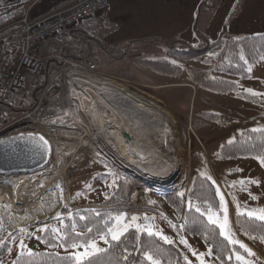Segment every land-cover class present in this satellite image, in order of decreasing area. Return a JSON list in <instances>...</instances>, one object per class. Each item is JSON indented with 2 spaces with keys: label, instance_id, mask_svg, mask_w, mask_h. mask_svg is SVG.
<instances>
[{
  "label": "rangeland",
  "instance_id": "rangeland-1",
  "mask_svg": "<svg viewBox=\"0 0 264 264\" xmlns=\"http://www.w3.org/2000/svg\"><path fill=\"white\" fill-rule=\"evenodd\" d=\"M10 2L17 1L3 0L0 6L4 7ZM21 2L26 5V9L23 11L24 13L30 10L28 9L30 3H34L33 0L31 2L29 0H21ZM22 17H20V19ZM17 21L11 22V24L15 26L14 28H17ZM4 23L7 22H1L0 20V25ZM102 26L95 29L97 35V29H100ZM208 40L213 41V39ZM141 44L136 43L137 46H134L136 49L134 51L131 50V55L122 60L112 61L105 53L96 51L95 59L93 57L91 60L101 63L106 62L105 68L98 67V71L102 73V75L87 77V79L82 80L84 81L82 85L85 86V84L88 83V88L95 90H98L97 84L100 83L121 87L127 93L143 97L154 103L157 107L165 110L173 122L174 133L177 139V151H175V154H170V152H168V154L172 156L173 162H175L176 159L180 160L181 170L171 178L172 181L165 185L166 188H162L156 183L153 185V182L144 179L142 175L137 177L135 174L127 171L125 167H121L114 160L93 153L89 148L93 139L86 136L84 137V141H81L79 140V137H81L80 132H77L79 134L77 139L72 136L74 139L66 140L68 144H72L68 151L69 153L67 152V154L63 156L64 158L62 157L60 159L52 157L49 162L51 163V168L55 166L57 173L60 174V170L65 165L66 156L75 151L74 155L76 154L77 157L80 158V164L70 175L68 181L64 183L65 179H63L64 177L61 175L59 177L62 179L61 186L55 181L48 190L43 187V183H40L36 194H33V189H30L29 194H33L32 198L34 201L36 200L43 205L44 218L40 217L34 219L33 215L26 216L27 211L15 212L7 205L5 199H1L0 197V241L2 239L9 241L8 248L10 249L7 256L1 259L3 264L8 263L21 251H29L34 247L41 246L42 242L40 241L41 239L39 240L38 236L43 227L51 226L53 228V235H55L61 226V208L66 207L68 210H71L78 206H111L103 205V203L107 201L110 194L116 188L114 178L122 180L129 179L128 181H133L135 184L141 185L144 195H142V199H140L139 191L133 189L129 195V204L138 207L135 208L136 210L134 213L127 214V219H124V213L118 216L121 219L117 221L116 218L111 228H119L124 225H127L129 228L137 225L138 217L144 211L153 213L157 215V217H166L175 224V221L179 220H174V216L171 215L172 210L166 204L163 196L174 190H177L178 194L185 196L191 178L195 174H199L205 178L211 177V179H207L215 190V196H217L218 202V209H211V211L215 213L214 218L220 221L223 220L224 211L221 207L220 199L221 196H223L224 205L227 207L231 233L235 234L246 247H248L247 243L256 244L257 248L263 250L264 253V246L262 243L256 239L243 240L237 234L233 226L234 216L238 214L247 215L248 212H254L256 215L251 217L259 218L261 214L260 210L264 209V167L253 158L225 160L219 156L221 144L230 142L234 139L235 135L242 130L246 128L264 129V113L253 111L252 109H258L257 106L243 99H239L233 93L220 94L208 91L185 79L187 76L190 78L191 75L186 76V74H190L191 69L205 70L206 74L211 76H225L216 69L214 70V67H217L219 63L205 65L197 61H186L184 64V61L168 54L167 56H169L170 59L181 64L184 73H182L180 77L161 75L151 71L137 61L139 59H154L155 57L166 55L165 49L160 46L145 45V42ZM215 50L210 51L207 56L215 55L217 51ZM9 53H12L11 55L13 57L21 53V35L13 37L12 43L9 45ZM143 54L144 56H142ZM9 61L10 59L6 58L5 64L9 63ZM66 69L69 75H75V69L71 67ZM249 69H251L249 79L242 80L237 77L233 79L236 81L241 91L249 94L255 93L253 95L264 98V58H260L258 63L251 65ZM107 88L109 89L110 87L108 86ZM249 89L251 92L248 91ZM91 94L92 92L90 93V99L92 97ZM20 101L23 102V99ZM124 106L127 107L126 104H124ZM259 108L264 109L262 107ZM204 112L217 113L220 117L226 118L228 123L221 124L215 121H209L203 124L205 123L203 117L205 115ZM142 123L146 124L145 121H142ZM118 128L119 131L123 130L121 126H118ZM80 130L82 131V129ZM72 134L74 135V133ZM131 136L132 135H130L126 141L127 145L129 146V141L132 140L136 148H143V144L140 143L137 138ZM147 137L150 138V141H153L152 137ZM27 174L29 173L0 175V180ZM37 181H40V178H37ZM241 181H243V183H241ZM251 181H256L257 183H251ZM58 188L62 191V200L60 202L57 200L59 195ZM253 197H255V199H253ZM145 199L149 201H145ZM13 202L18 203L19 201L13 199ZM207 211L203 212L207 213ZM166 215H169V217L173 219H170ZM205 216L207 217V214H205ZM132 217H136L137 219L133 221ZM30 227H32L31 235L27 234ZM14 231L20 234L15 241L9 236L10 233ZM177 235H179L180 241L181 239L187 241V245L178 242L182 248L185 247L184 250L187 249L185 253L191 252L196 255L193 263L191 256L186 254L185 256L188 259H186L188 263L201 264V260H203L204 264H220L211 256L201 240L195 237H189L184 233H178ZM103 237H105V239L107 237L112 238L108 231ZM174 237L176 239V236ZM21 242H23L24 247H21ZM91 242H95L100 249L104 248L107 244L101 237ZM69 250H71L76 257L78 254L84 252L85 249L83 247H70ZM256 257L250 255L247 260L244 258L242 264H245V261H247V264H264L261 260H256L252 263V260Z\"/></svg>",
  "mask_w": 264,
  "mask_h": 264
},
{
  "label": "trees",
  "instance_id": "trees-1",
  "mask_svg": "<svg viewBox=\"0 0 264 264\" xmlns=\"http://www.w3.org/2000/svg\"><path fill=\"white\" fill-rule=\"evenodd\" d=\"M217 3L218 0H201L196 16L207 9L214 8ZM196 16L193 22V31L197 41L194 44L179 38L151 37L111 45L96 34L92 20H82L70 30L68 43L46 41L40 46L39 56L45 59L42 79L37 84L28 79L26 89L16 104L0 103V126L3 125L8 115H19L35 105L44 87L49 83V78L62 68V62L55 59L54 56L78 62L93 57L95 59V52L100 51L112 61L122 60L131 55V50L136 49L134 48L137 46L136 43L143 42L146 43L145 45L163 47L166 51V55L137 61L151 71L161 75L180 77L184 73L183 67L180 63L170 59L168 54L184 61V64L186 61H197L205 65L219 63L217 67H214V70L216 69L225 76H211L207 75L205 70L191 69L190 74H186V76L191 75L190 78L187 76L185 79L202 89L220 94L233 93L239 99L264 108L263 97L241 91L233 79L236 77L242 80L248 79L251 73L249 67L258 63L260 58H264V32L234 37L228 35L223 29L222 35L220 34L216 40L210 41L200 30ZM3 25H7V23L0 27ZM212 50L216 51L215 55L207 56ZM95 62L99 68H105L106 62ZM21 99L23 102L20 101ZM204 114L205 123L203 124L209 121L228 123L226 118L220 117L217 113L204 112ZM219 156L225 160L253 158L264 167V164L261 163V159H264V129L246 128L242 130L235 135L233 140L221 144ZM50 167L51 163L45 168ZM128 180L114 178L116 188L103 203V205L111 206H78L71 210L66 207L61 208V226L56 234L53 235L51 226L43 227L38 236L42 245L29 251H21L6 264H77L75 255L69 250L73 244H87L98 237L105 236L118 216L124 213V219H127V214L134 213L135 208L138 207L129 204V195L133 189H137L140 199H142V195H144L142 186ZM163 199L171 208L174 220H180L179 223L174 224L166 217L155 215L156 232L159 235H149L139 230L137 225L129 227L119 240L107 237L108 242L100 252L85 258L79 264H152L146 259V254L159 261V264H189L185 256L187 249L184 250L185 247L182 248L178 243L180 242L178 233H184L189 237L201 240L211 256L220 264H242V261L236 259V255L244 256L247 252L240 247V244H231L223 236H220L219 227L210 223L205 215H201L208 208L218 209L215 190L207 178L195 174L191 178L185 196L174 190L166 193ZM145 201L149 200L145 199ZM197 207L200 208V212L196 211ZM233 226L243 240L256 239L264 246V220L238 214L233 217ZM31 229L32 227L28 229L27 234L31 235ZM9 236L15 241L20 234L14 231ZM162 236H167L172 243L166 242ZM233 238L240 241L235 234H233ZM8 244L9 241L6 239L0 241V264H3L1 259L5 258L10 250Z\"/></svg>",
  "mask_w": 264,
  "mask_h": 264
},
{
  "label": "bare ground",
  "instance_id": "bare-ground-1",
  "mask_svg": "<svg viewBox=\"0 0 264 264\" xmlns=\"http://www.w3.org/2000/svg\"><path fill=\"white\" fill-rule=\"evenodd\" d=\"M97 86L98 90L90 89L88 88L89 84L86 83V93L75 89L77 98H81L83 95V99H80V108L85 112L89 121L83 120L79 115H72L70 126L74 130L72 131L73 137L78 138L77 131L80 130L82 124L87 122L89 137L93 139L91 144L88 143L93 153L114 160L137 177L142 175L144 179L153 182V185L156 183L160 187L166 188L165 185L172 181L171 178L181 170L180 160L176 159L173 162L170 155L177 151V139L169 114L151 101L127 93L121 87L106 83H100ZM76 105L79 106V103L77 102ZM142 121H145L146 124H143ZM118 126H121L123 130L119 131ZM130 135L137 138L143 144V148H136L132 140L129 141V147L126 141ZM147 136L152 137L153 141H150ZM71 146L70 143L67 145L60 142L55 143L54 157L62 158ZM74 153L66 156L65 165L60 170L63 179H65L64 183L68 181L70 175L80 164V158ZM42 170L0 180L1 199L4 198L7 205L15 212L27 211L26 216L33 215L34 219L44 218L43 205L34 201L32 195L37 193L40 183H43L46 190L51 188L55 183V177L58 176L48 168ZM37 178H40V181H37ZM30 189H33V194H29ZM13 199L19 202L14 203ZM57 200L59 202L62 200L60 189Z\"/></svg>",
  "mask_w": 264,
  "mask_h": 264
},
{
  "label": "built area",
  "instance_id": "built-area-1",
  "mask_svg": "<svg viewBox=\"0 0 264 264\" xmlns=\"http://www.w3.org/2000/svg\"><path fill=\"white\" fill-rule=\"evenodd\" d=\"M16 1L21 2V0ZM39 1L33 0L34 3H30L28 9ZM107 8L108 0H74L35 20H30L28 12H25L24 16L17 21V28H14L15 26L11 23L0 27V103L16 104L26 89L28 79L35 84L41 81L45 59L39 56L38 52L44 42L68 43L70 30L84 19L92 20L93 29L104 25ZM16 35H21V53L13 59V62L5 64L9 42ZM54 58L62 62V68L49 78V83L44 87L35 105L19 115H8L3 125L0 126V138L19 132L43 134L51 143L53 158H55V143L60 142L67 145L66 140L74 139L71 132L74 130L70 126L72 115H79L83 120L89 121L85 112L80 108V99H83V95L77 98L75 89L86 93L82 80L102 75L98 71L97 64L91 59L73 62L58 56ZM68 66L76 70L75 75L67 73ZM77 102L79 106L76 105ZM87 122L82 124L80 128L82 131H77L80 132L79 140L81 141L90 135L86 127ZM48 169L56 176H61V172L57 173L55 168ZM166 216L169 217V215ZM175 222L179 223L180 220Z\"/></svg>",
  "mask_w": 264,
  "mask_h": 264
},
{
  "label": "crops",
  "instance_id": "crops-1",
  "mask_svg": "<svg viewBox=\"0 0 264 264\" xmlns=\"http://www.w3.org/2000/svg\"><path fill=\"white\" fill-rule=\"evenodd\" d=\"M72 1L74 0H40L30 8L27 13L28 18L38 19ZM200 1L108 0L105 24L97 29L98 35L104 42L111 45L151 37L179 38L195 43L197 38L193 31V22ZM25 6L23 2H10L4 7L0 6L1 22L10 24L19 20L25 14L23 12L26 9ZM196 17L199 28L207 39L215 40L223 29L228 35L234 37L263 33L264 0H218L214 8L207 9ZM11 54L8 52L6 58L13 62V59L19 55L13 57ZM257 108L252 110L264 113V109ZM247 245L254 254L252 256H257L252 263L256 260L264 262L263 250H259L256 244L247 243ZM186 254L191 256L194 263L196 255L191 252ZM249 256L245 253L243 257L247 260Z\"/></svg>",
  "mask_w": 264,
  "mask_h": 264
},
{
  "label": "water",
  "instance_id": "water-1",
  "mask_svg": "<svg viewBox=\"0 0 264 264\" xmlns=\"http://www.w3.org/2000/svg\"><path fill=\"white\" fill-rule=\"evenodd\" d=\"M43 138L41 140L40 138ZM44 141L47 143L45 144ZM53 149L49 140L39 132H19L0 138V175L36 173L52 159ZM62 179L57 184L62 185ZM146 207V206H145ZM147 208V207H146ZM137 228L157 235L155 214L144 211L138 217Z\"/></svg>",
  "mask_w": 264,
  "mask_h": 264
},
{
  "label": "snow or ice",
  "instance_id": "snow-or-ice-1",
  "mask_svg": "<svg viewBox=\"0 0 264 264\" xmlns=\"http://www.w3.org/2000/svg\"><path fill=\"white\" fill-rule=\"evenodd\" d=\"M251 69H249L250 71ZM248 91L251 92V90L249 89ZM255 94V93H253ZM41 140H43V138L41 137L40 138ZM44 143L46 144L47 142L44 141ZM261 163L264 164V159H261ZM208 179H211V177H207ZM241 183H243V181H241ZM251 183H257L256 181H251ZM221 207L223 208V211H224V215H223V220L220 221L219 219L217 218H214L215 216V213H213L211 211V209H208L207 213H201V215H205L207 214V218H208V221L212 224H215L219 227V235L220 236H223L229 243L231 244H240V247L243 248L245 250V252H247L249 255H254L250 249H248L243 243H240V241L236 240L233 238V234L231 233L230 231V228H229V218H228V212H227V207L224 205V198L223 196H221ZM253 199H255V197H253ZM196 211L197 212H200V208L197 207L196 208ZM261 214L259 215V219L260 220H264V209H261L260 210ZM248 216H254L256 215V213L254 212H248L247 213ZM121 218L120 217H117V221H119ZM133 221H135L137 218L136 217H132ZM128 230V226L127 225H124L122 227H119V228H109L108 229V232L111 234V237H112V240H119L120 237L125 233L127 232ZM89 231H91L89 229ZM149 231V234H151V229H148ZM159 235V233H157ZM101 239H104L105 240V243H107L108 241L105 239V237H101ZM162 239H164L166 242H168L169 244L172 243V241L167 237V236H162ZM182 244H185L187 245V241L181 239L180 241ZM21 247H24L23 245V242H21ZM72 247H83L85 250L84 252L78 254L76 256V260H77V264H79L80 261L84 260L85 258L93 255L94 253H97V252H100L101 249L99 247H97L96 243L95 242H89L87 244H84V245H76V244H73ZM195 254V253H194ZM146 259H148L149 261L152 262V264H159V261L157 260H154L153 257L151 255H147L146 254ZM236 259L238 261H243L244 260V257L237 254L236 255ZM190 264V262H189ZM201 264H204V261L201 260ZM245 264H247V261H245Z\"/></svg>",
  "mask_w": 264,
  "mask_h": 264
}]
</instances>
